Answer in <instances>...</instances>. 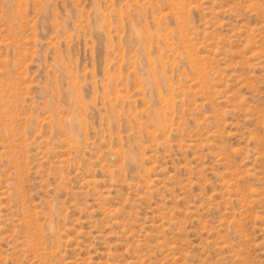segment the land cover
<instances>
[{"label":"rangeland","instance_id":"obj_1","mask_svg":"<svg viewBox=\"0 0 264 264\" xmlns=\"http://www.w3.org/2000/svg\"><path fill=\"white\" fill-rule=\"evenodd\" d=\"M0 264H264V0H0Z\"/></svg>","mask_w":264,"mask_h":264}]
</instances>
